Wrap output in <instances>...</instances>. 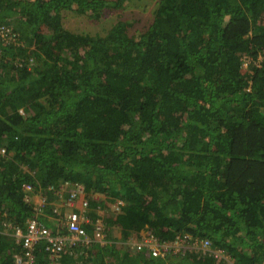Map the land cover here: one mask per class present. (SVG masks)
<instances>
[{"label": "trees", "instance_id": "trees-1", "mask_svg": "<svg viewBox=\"0 0 264 264\" xmlns=\"http://www.w3.org/2000/svg\"><path fill=\"white\" fill-rule=\"evenodd\" d=\"M125 1L0 0V25L19 41L0 40V225L34 216L24 186L50 216L47 187L77 183L104 196L89 200L91 219L125 203L104 214L111 242L81 264H225L128 243L144 232L263 264L264 0H159L136 36L121 21L103 36L62 26V10L98 20ZM20 251L0 235V264Z\"/></svg>", "mask_w": 264, "mask_h": 264}, {"label": "built area", "instance_id": "built-area-1", "mask_svg": "<svg viewBox=\"0 0 264 264\" xmlns=\"http://www.w3.org/2000/svg\"><path fill=\"white\" fill-rule=\"evenodd\" d=\"M0 40L12 45L19 43L18 35L6 25H0ZM4 154L5 150L0 149V155ZM23 189L27 193L25 200L34 204V216L26 221L24 229L12 228L7 223L0 225V235L11 236L21 249L19 254L14 255V264H37L39 253L44 264H62L65 256L77 261L81 257H87L86 252L94 244L105 245L111 242L107 239L108 229L104 216L100 214L105 209L96 208L95 217L91 219L89 216V200L97 201L100 198L97 199L96 195H88L83 185L63 182L57 187L48 186L47 190L54 199L50 201L52 206L50 216L44 215L46 212L43 211L47 204L46 198L37 193L31 195L32 189L29 186H24ZM124 204L123 200H116L111 206V211L119 213ZM39 217L46 218L47 224ZM86 225H90L91 233L87 231ZM138 242V247L157 255H176L194 251L201 255L209 253L213 258L228 264L220 250L211 249L208 239H193L188 235H179L173 242L160 244L152 234L146 232ZM189 242L191 251H188V247L184 245ZM79 263L77 261V264Z\"/></svg>", "mask_w": 264, "mask_h": 264}, {"label": "rangeland", "instance_id": "rangeland-1", "mask_svg": "<svg viewBox=\"0 0 264 264\" xmlns=\"http://www.w3.org/2000/svg\"><path fill=\"white\" fill-rule=\"evenodd\" d=\"M105 1L109 2L115 0ZM158 2L159 0H127L120 9L105 10L98 20H91L86 16L79 15L73 11L62 10V26L65 30L76 34L103 36L109 32L114 24L121 21L129 23L131 25V27L127 28L129 34L136 36L144 32L152 23L153 13ZM258 60H262V58H259ZM24 169H27V167L24 166ZM95 197L97 199L100 198L98 195ZM111 206L112 205H109L108 208L105 207L106 210L101 211V216H104L107 210L111 212ZM184 245L188 247V251H191L190 242L184 243ZM81 259L88 258L81 257ZM227 261L228 264H232V261L228 258ZM81 262H84V260H81Z\"/></svg>", "mask_w": 264, "mask_h": 264}, {"label": "crops", "instance_id": "crops-1", "mask_svg": "<svg viewBox=\"0 0 264 264\" xmlns=\"http://www.w3.org/2000/svg\"><path fill=\"white\" fill-rule=\"evenodd\" d=\"M99 197H100V199H102L104 196H102V195H98ZM146 233V232H145ZM145 233H141V234H139V236L137 237V236H134V237H132V238H130V240L128 241V243L129 244H133V245H136L137 247H138V244H139V242L138 241H140L141 240V238H142V236L145 234ZM111 237H112V240H116L117 238H118V236H119V232H118V230L117 229H115V228H113L112 230H111ZM228 257H226V259H227ZM229 259V258H228ZM80 260H82L83 261V259H80ZM263 264H264V262H263Z\"/></svg>", "mask_w": 264, "mask_h": 264}, {"label": "clouds", "instance_id": "clouds-1", "mask_svg": "<svg viewBox=\"0 0 264 264\" xmlns=\"http://www.w3.org/2000/svg\"><path fill=\"white\" fill-rule=\"evenodd\" d=\"M0 149H4V148H0ZM4 150H5V149H4ZM5 154H6V152H5ZM5 154H4V155H5ZM4 155H0V156H4ZM144 233H145V232H144ZM87 257H88V256H87ZM87 257H86V258H87ZM78 261L80 262L79 264H81V261H80V260H78Z\"/></svg>", "mask_w": 264, "mask_h": 264}]
</instances>
